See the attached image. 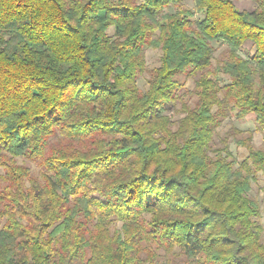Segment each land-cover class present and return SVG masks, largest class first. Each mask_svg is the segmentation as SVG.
<instances>
[{"label": "trees", "instance_id": "16d2710c", "mask_svg": "<svg viewBox=\"0 0 264 264\" xmlns=\"http://www.w3.org/2000/svg\"><path fill=\"white\" fill-rule=\"evenodd\" d=\"M235 1L0 0V264H264V0Z\"/></svg>", "mask_w": 264, "mask_h": 264}, {"label": "rangeland", "instance_id": "374dc122", "mask_svg": "<svg viewBox=\"0 0 264 264\" xmlns=\"http://www.w3.org/2000/svg\"><path fill=\"white\" fill-rule=\"evenodd\" d=\"M235 3L241 9H249L250 10L255 6V4L253 2H251V0H236ZM184 5L188 6V7H192L193 0H184ZM109 32L111 33L112 30H110ZM215 46H217V48H216V52L214 54L213 64L217 61V59L219 57V53L223 48V46L218 45V42H215ZM245 48H247V49L251 48L250 43H246ZM144 56H145V62L147 64V66L152 67V66L158 64L159 56H160V50L159 49L146 48L144 50ZM137 82L142 88L146 87L145 80L143 77H139ZM187 86L189 88L193 87V82L191 79L188 80ZM178 106H179V102L176 103L177 108H179ZM172 110H173L172 107H170L167 109L166 113L172 115V113H173ZM177 117H178L177 114L172 115V119H175ZM231 126H235V127L239 128L240 130H244V131L253 130L254 129L253 115L249 114L242 120H238V119L233 118V117L230 119H225L222 126L218 128V131L216 134V135H218L217 138H219V136L221 137V136L225 135L227 133V131H229ZM252 141H253L254 146H256V147L261 146L262 145V135L260 133H253ZM229 148H230V151L232 153V156L235 157L236 160H238V161L243 159L244 156L247 154L245 147L238 146L234 142H230ZM18 161L28 164L31 168V174H32L33 178L39 182L42 181L41 169H40L37 162L24 160L22 158H18ZM262 186H264V178L262 175L258 174V179L256 182L252 183L249 194L259 202L260 215L258 218H259V222L264 227V195H263V192L261 189ZM263 232H264V230H263ZM152 247L154 249H156L154 246H152ZM171 254L172 253L166 252L162 248L156 249V255H157L156 260H158V259L164 260L166 258L171 257ZM178 259L179 258H176L175 260H173L172 263L177 262Z\"/></svg>", "mask_w": 264, "mask_h": 264}]
</instances>
